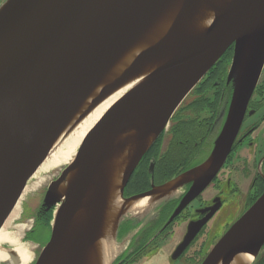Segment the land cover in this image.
I'll list each match as a JSON object with an SVG mask.
<instances>
[{
    "label": "water",
    "instance_id": "95a60500",
    "mask_svg": "<svg viewBox=\"0 0 264 264\" xmlns=\"http://www.w3.org/2000/svg\"><path fill=\"white\" fill-rule=\"evenodd\" d=\"M168 1L4 0L0 3V220L82 100ZM196 1L182 0L181 7L191 10ZM231 45L229 79L234 86L222 130L210 155L195 166L207 162L205 169L188 181L184 179L185 182L177 179L195 167L182 172L175 177L173 188L192 182L186 195L191 199L210 183L231 149L264 64V0H229L202 35L182 45L157 69L154 77L130 91L100 117L80 142L71 165L63 168L47 189L46 201L58 202V210L55 215L52 213L48 241L29 264H45L65 237L94 172L108 152V144L98 143L97 135L113 127L126 130L131 126L129 118L144 106L148 107V116L140 141L148 134L152 139L144 147L138 143L120 176L118 193L122 204L118 220L113 222L112 239L117 240L120 223L140 220L173 197L163 191L170 180L128 198L123 196V189L180 103ZM148 50L133 59L119 80L152 52ZM105 92L102 89L97 97ZM70 170H76L74 179L60 199L55 195L56 188ZM96 197L98 200L93 203L87 221L69 238L61 264H82L84 251L94 244L102 211L100 193ZM139 198H148L145 212L121 218L125 205ZM201 224L189 228L173 258L181 254ZM263 245L264 190L219 237L200 264H227L239 254L252 256L250 264H254ZM4 247L12 257L14 252L8 244Z\"/></svg>",
    "mask_w": 264,
    "mask_h": 264
},
{
    "label": "flooded vegetation",
    "instance_id": "af4514ba",
    "mask_svg": "<svg viewBox=\"0 0 264 264\" xmlns=\"http://www.w3.org/2000/svg\"><path fill=\"white\" fill-rule=\"evenodd\" d=\"M232 54L233 45L189 92L191 101L182 106L179 112L177 110L174 112L167 128L141 157L131 173L123 189L124 197L128 198L148 191L153 186L162 185L207 159L216 140L214 136L217 116L225 105L230 106L232 99L234 83L232 79L228 81ZM189 111L193 113L190 115ZM243 151L248 155V159L242 173L246 175L253 173L249 187L243 193V203L248 201L250 190L253 189L255 196L236 216L238 211L236 201L229 199V196L237 195L239 187L232 181L234 171L230 165L233 160L237 161L245 155L241 154ZM204 158L205 160L201 161ZM191 186L192 182L184 183L175 196L148 216L120 223L116 239L119 243L125 241V246L112 264H136L141 259L143 260L141 264H174L186 254L194 255L200 251L198 242L201 237H206L202 239L203 242L209 240L207 237H216L217 241L262 193L264 64L224 163L210 183L200 193L188 199L186 195ZM49 216V211L42 208L32 213L31 218L27 217L30 225L21 240L28 246L30 243H35L40 248L44 246L50 235ZM195 224L201 226L181 254L173 258L176 248L189 233V228L196 226ZM37 253L34 251L33 257ZM254 264H264V245Z\"/></svg>",
    "mask_w": 264,
    "mask_h": 264
},
{
    "label": "bare ground",
    "instance_id": "6f19581e",
    "mask_svg": "<svg viewBox=\"0 0 264 264\" xmlns=\"http://www.w3.org/2000/svg\"><path fill=\"white\" fill-rule=\"evenodd\" d=\"M228 1L197 0L192 5L194 7L191 10H185V7H181L182 0H169L140 36L110 65L58 133L42 161L20 187L12 203L2 216L0 220V264H29L32 260L33 256L28 244L21 240L27 226L15 224L20 216L23 198L35 190L52 170L69 167L80 142L100 117L130 91L142 86L154 77L157 69L182 45L202 35L213 18L225 8ZM160 41L162 42L158 43ZM148 49H152V52L148 53L145 59L138 62L129 75L119 80V77L123 71L128 69L133 59L141 53L145 55L144 52ZM102 89H105V94L97 97ZM147 116L148 107L144 106L129 118L131 126L126 130L113 127L97 135L96 140L98 143L105 142L108 144V152L94 172L81 204L67 227L65 237L62 238L45 264L62 263L69 238L87 221L93 203L98 200L97 193H100L102 197L101 220L96 231L94 244L84 251L82 264H110L124 249L125 241L119 243L117 240L112 239L113 222L118 220L117 214L122 204V199L118 193L120 176L138 143H142L141 145L144 147L152 139V135L148 134L140 141V138H143V125ZM206 165L207 162L195 167L183 177L178 178L177 181L183 179L181 182H185L192 179V177L203 171ZM75 173L76 170L68 171L65 178L57 186L55 195L60 199L66 193ZM184 179L186 180L184 181ZM174 183H176V178L166 184L163 190L166 195L175 196L178 193L179 187L177 189L173 188ZM147 200L148 198H139L128 202L124 207L121 218L138 216L144 213L148 208ZM57 210L58 205L53 210L54 215ZM7 244L8 248L14 252L12 257L8 249L4 247ZM251 261L252 256L239 254L234 256L227 264H250ZM217 264L221 263L218 262Z\"/></svg>",
    "mask_w": 264,
    "mask_h": 264
},
{
    "label": "rangeland",
    "instance_id": "374dc122",
    "mask_svg": "<svg viewBox=\"0 0 264 264\" xmlns=\"http://www.w3.org/2000/svg\"><path fill=\"white\" fill-rule=\"evenodd\" d=\"M3 1L4 0H0V3H2ZM228 81H230L229 76H228ZM190 97H191V94H189V96L184 98V100L180 103V105L177 108L178 112L180 111V108L182 106H184L186 103L191 101L190 99H192V98H190ZM228 108H229V106L225 105L220 110V113L217 116V119L215 122V124H216L215 132L216 133L214 136L216 138L219 136V134L222 130V127H223L225 119H226L225 113L228 112ZM188 113L191 115V113H193V112L190 113V111H189ZM166 128H167V126L165 127V129ZM214 140L215 139L213 138V141ZM244 153L245 152L243 151L241 154L244 155ZM247 156L248 155L245 153V155L242 156L241 159H239L237 161L233 160L232 164L230 165V167L233 168V171H234L232 181H235L236 186L239 187L238 188L239 192H237V195L232 194L231 196H229V199H233L236 201V204H235L236 210H238L236 216H238L243 211V208L247 207L248 204L251 203L252 198H254V196H255V192L253 191V189L250 190L248 201L245 204L243 203V201H244L243 200V193H245L247 191V187H249V184H250V181H251V178L253 175L252 172H250L248 175L242 173L243 166L247 165V161H246V159H248ZM203 160H205V158L202 159L201 161H203ZM61 171H62L61 167L58 169L52 170L48 175L45 176L44 180L35 188V190L28 193L23 198V200L21 202L20 216H19L18 220L15 222V224H24L28 228L30 225V222H28V219L31 218L30 216L32 215V213L38 212L42 208H44V209L48 210L50 213L49 224H48V229L50 230V221L52 218V213H53V210L55 209V207L58 205V202H56L55 200L51 201V202H47L46 201V193H47V189H48L49 185L51 184V182L59 176ZM254 190H256V189H254ZM27 217H29V218H27ZM25 231H27V230H25ZM203 238L204 237H201L199 239V242H198V243H200V248H199L200 251L199 252H196V254L191 255V256H188V254H186L183 257L179 258L177 261H175L174 264H200L202 259L205 257V255L207 254V252L211 248V246L216 241V237H207V239H209V240L206 242L202 241ZM204 239H206V237ZM41 248H40V246H38L35 243H30V246H29V249L32 252V256H33L34 251L39 252V250ZM142 261L143 260L141 259L138 263L136 262V264H141Z\"/></svg>",
    "mask_w": 264,
    "mask_h": 264
}]
</instances>
